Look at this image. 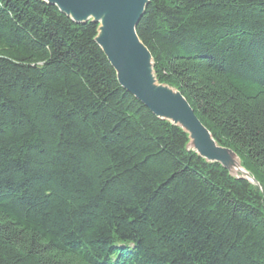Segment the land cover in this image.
I'll use <instances>...</instances> for the list:
<instances>
[{
	"label": "trees",
	"instance_id": "trees-1",
	"mask_svg": "<svg viewBox=\"0 0 264 264\" xmlns=\"http://www.w3.org/2000/svg\"><path fill=\"white\" fill-rule=\"evenodd\" d=\"M42 0H0V264H264V0H149L136 32L259 186L186 148Z\"/></svg>",
	"mask_w": 264,
	"mask_h": 264
},
{
	"label": "water",
	"instance_id": "water-1",
	"mask_svg": "<svg viewBox=\"0 0 264 264\" xmlns=\"http://www.w3.org/2000/svg\"><path fill=\"white\" fill-rule=\"evenodd\" d=\"M42 1L55 5L73 22L97 24L94 40L115 70L119 84L159 119L182 129L188 136L187 150L208 163L220 164L232 177L259 186L240 156L214 139L181 91L157 79L152 54L136 32L149 0Z\"/></svg>",
	"mask_w": 264,
	"mask_h": 264
},
{
	"label": "bare ground",
	"instance_id": "bare-ground-1",
	"mask_svg": "<svg viewBox=\"0 0 264 264\" xmlns=\"http://www.w3.org/2000/svg\"><path fill=\"white\" fill-rule=\"evenodd\" d=\"M231 163H233V164H235V165H236V161H235V162H233V159L231 160Z\"/></svg>",
	"mask_w": 264,
	"mask_h": 264
}]
</instances>
